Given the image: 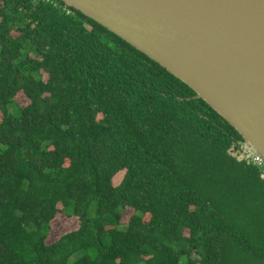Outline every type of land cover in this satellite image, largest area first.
I'll return each instance as SVG.
<instances>
[{
  "label": "trees",
  "instance_id": "trees-1",
  "mask_svg": "<svg viewBox=\"0 0 264 264\" xmlns=\"http://www.w3.org/2000/svg\"><path fill=\"white\" fill-rule=\"evenodd\" d=\"M195 95L60 1L0 0V264H264V178Z\"/></svg>",
  "mask_w": 264,
  "mask_h": 264
},
{
  "label": "water",
  "instance_id": "water-1",
  "mask_svg": "<svg viewBox=\"0 0 264 264\" xmlns=\"http://www.w3.org/2000/svg\"><path fill=\"white\" fill-rule=\"evenodd\" d=\"M57 1L187 85L264 160V0Z\"/></svg>",
  "mask_w": 264,
  "mask_h": 264
},
{
  "label": "rangeland",
  "instance_id": "rangeland-1",
  "mask_svg": "<svg viewBox=\"0 0 264 264\" xmlns=\"http://www.w3.org/2000/svg\"><path fill=\"white\" fill-rule=\"evenodd\" d=\"M17 103L20 106H26L29 101L28 99L20 93L17 96ZM122 174H118L114 179V185H117L121 180ZM131 215V211H127L123 216V223H125L128 217ZM78 228V221L76 218H67L63 215H57L56 218L51 223V232L47 239L48 244H53L56 242L61 236L66 233L75 231Z\"/></svg>",
  "mask_w": 264,
  "mask_h": 264
},
{
  "label": "built area",
  "instance_id": "built-area-1",
  "mask_svg": "<svg viewBox=\"0 0 264 264\" xmlns=\"http://www.w3.org/2000/svg\"><path fill=\"white\" fill-rule=\"evenodd\" d=\"M46 1L49 2L52 0H46ZM238 150H237V154L241 157V159L247 161L249 164L254 165L259 170L262 177L264 178V160L262 159V157L257 155L244 142L239 144Z\"/></svg>",
  "mask_w": 264,
  "mask_h": 264
},
{
  "label": "flooded vegetation",
  "instance_id": "flooded-vegetation-1",
  "mask_svg": "<svg viewBox=\"0 0 264 264\" xmlns=\"http://www.w3.org/2000/svg\"><path fill=\"white\" fill-rule=\"evenodd\" d=\"M239 151V150H238Z\"/></svg>",
  "mask_w": 264,
  "mask_h": 264
}]
</instances>
